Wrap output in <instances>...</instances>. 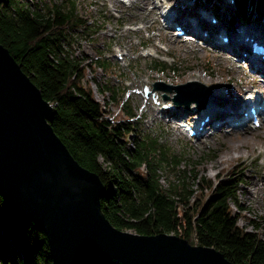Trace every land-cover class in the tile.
I'll return each mask as SVG.
<instances>
[{
  "label": "trees",
  "instance_id": "16d2710c",
  "mask_svg": "<svg viewBox=\"0 0 264 264\" xmlns=\"http://www.w3.org/2000/svg\"><path fill=\"white\" fill-rule=\"evenodd\" d=\"M85 1L0 0V43L53 106L51 126L71 155L98 174L106 189L101 198L105 217L119 230L174 234L213 247L234 264H264V216L250 219L253 230L238 224L244 216L237 192L241 169L225 176L221 170L216 181L200 174L194 165L198 161L141 131L142 117L121 101L120 86L94 80L121 110L116 119L106 117L84 78L87 71L105 72L114 63L102 51L94 58L77 56L72 45L79 33L104 28L112 16L103 9L90 12ZM249 1L254 0H237L238 8L245 10ZM151 66L176 73V65L167 67L157 59ZM203 66L207 75L215 74L210 62ZM183 162L186 167L179 168ZM8 256L14 257L13 264H51L42 229L10 217L0 193V264Z\"/></svg>",
  "mask_w": 264,
  "mask_h": 264
},
{
  "label": "rangeland",
  "instance_id": "374dc122",
  "mask_svg": "<svg viewBox=\"0 0 264 264\" xmlns=\"http://www.w3.org/2000/svg\"><path fill=\"white\" fill-rule=\"evenodd\" d=\"M154 1L128 0L125 3L120 0L85 1L90 7V12L94 8L103 9L112 18L104 28L90 34L79 33L72 45V52L77 56L86 55L94 58L99 51H102L114 66L105 72L100 68H96L95 72L87 71L84 80L90 83L95 98L102 103L106 109V117L110 120L116 119L121 110L119 106L111 103L109 91L100 90L94 80L107 83L109 86H120L123 89L120 95L121 101H127L132 112L142 117L139 124L141 131L156 134L160 137V141L167 142L173 150L183 153L192 161H198L194 164L196 169L212 181H216L221 170L225 171L221 174L225 176L230 170L235 172V167L241 169L242 181L238 185L237 192L245 217H240L238 224L247 230H253L250 219L258 221L264 216V120L261 127H247L244 130H231L223 126L211 131L208 127L204 135L190 139L177 122H166L167 117L161 112L180 116L186 111L188 114L192 112L190 110L196 111V103H190L189 109L183 104L177 107L173 101L174 90L169 91L164 86L158 85L152 92V87L157 82L173 85L196 80L209 88L211 94L206 93V100L212 99L215 90H221L228 100L238 99L239 103L236 105L243 108L246 102L244 96L256 97L258 92L264 90L262 82L264 77H260L261 74L254 71L253 75H249L252 70L243 61L238 62L235 56L229 55L230 49L212 48L201 43L206 40L201 30L207 29L213 41L218 39L220 41L222 35L216 38L220 27H227L236 33L241 23L250 22L258 27H254L253 31L260 30L259 33L262 34L264 0H254L252 5L249 1L245 10L238 9L235 13L225 14L221 12V6H228V0H165V4L158 9L154 6L157 4ZM197 5L204 6L207 10L215 9L219 14L215 13V15L222 17V26L219 29L213 26L212 29L209 20L202 19V23H199L202 24V29L197 32L198 37L194 40H190L188 36L176 37L173 27H164L163 13L170 8L176 14L174 15L176 23H183L182 16L186 18L187 14L201 19ZM189 19L190 21L186 23L194 28L191 17ZM233 20L236 22L233 23ZM117 49L122 51L123 60L116 59ZM236 56L239 57L241 54ZM154 59L163 62L167 67L176 65V73L153 68L151 62ZM205 62H210L212 70L215 71L212 76L206 74L203 66ZM219 68L223 70L220 72ZM199 74L202 75L200 80L195 79ZM145 89L148 90V95L145 94ZM202 94L204 95L205 91H202ZM213 122L215 123V120ZM130 141L131 139L129 143ZM203 156L206 158H201ZM185 167V162L179 166V168ZM162 183L166 185L167 182L162 179ZM234 211L238 210L234 209ZM10 248L13 252L18 249L15 244ZM13 259V256H8L5 264H13Z\"/></svg>",
  "mask_w": 264,
  "mask_h": 264
},
{
  "label": "water",
  "instance_id": "95a60500",
  "mask_svg": "<svg viewBox=\"0 0 264 264\" xmlns=\"http://www.w3.org/2000/svg\"><path fill=\"white\" fill-rule=\"evenodd\" d=\"M158 85L174 90L175 104L186 107L202 106L210 92L197 81L157 82L152 91ZM53 115L0 43V193L10 217L42 229L51 264H234L215 248L174 234L115 228L101 208L104 184L71 155L51 126Z\"/></svg>",
  "mask_w": 264,
  "mask_h": 264
},
{
  "label": "bare ground",
  "instance_id": "6f19581e",
  "mask_svg": "<svg viewBox=\"0 0 264 264\" xmlns=\"http://www.w3.org/2000/svg\"><path fill=\"white\" fill-rule=\"evenodd\" d=\"M155 2L157 4H155L154 6L158 9V8L162 7L166 1H154V3ZM197 9H199V16L201 19L187 14L188 16L186 18L184 16H182V20L184 21L183 23H177L182 28V30H184L187 33L188 36L193 38V40L197 39V37H198L197 32L200 29H202L201 28L202 24H199V23L200 22L202 23L203 20H205V21L207 19L209 20L211 17L214 16V12L210 8H209V10H207L204 8V6L198 5ZM174 15H176V14H174V12L172 11L171 8L167 9L163 13V20H164V22H166V25L168 28H170V25L173 24L172 22H175L174 21L175 20ZM190 17H191V22L194 24V28L189 23H186V21H188V22L190 21V19H189ZM184 23L188 27H186V25ZM250 25H253V24H251L250 22L241 23L239 25L238 32H236V33L231 31L230 29H228V31H227L228 42L227 43H222V42H219L218 40L213 41L211 39L210 31H208L207 29H203L201 31L204 32V30H206L207 34L203 35V33H202L203 37H205L206 40H203L201 43H204V44H206L212 48L216 47L218 49H224V48L230 49L229 55L235 56L238 61L243 60V59H247L249 56H252L254 60L259 61V62H264L261 60L260 55L252 54L251 52H248L246 57L236 56V53L239 50L250 49V46H251L250 40H252L253 42H259L260 30H259V32H254L253 31L254 27L256 28L257 26H255V25L250 26ZM220 26H222V21L219 24H217L218 29ZM223 28H224V26L220 27L219 31H221ZM215 53H219V52H215ZM249 68L252 70L251 71L252 73H250L249 75H253L254 72H258L262 76H264V73L262 71H260L257 67H253V66L249 65ZM201 76H200V74L196 75L195 79L200 80ZM260 93L264 94V90L260 91ZM210 94H211V92H210ZM243 99H246L245 106H249L250 104L253 105V103H255L256 101L259 102L258 95L256 97H253L250 95L248 97L244 96ZM238 103H239L238 99L228 100L227 98H225V93H223L221 90H215L212 94V99H210V101L207 100L204 106L198 108L199 114H202V115H200L199 118H196V115L191 116V117H189L188 123L187 122L186 123L188 126L198 127V125H200L201 122H204V124L202 126V130L200 131L199 135H204L207 132V131H205V126H211L212 131H215V130L223 127V126H227L231 130H236V129L244 130L247 127L253 128L250 125V118H246L245 121H242L241 117H242L243 108H242V106L238 107L236 105ZM161 113H162V115H164L166 117L167 113H163V112H161ZM183 114H181L180 116L183 117L184 116ZM167 117H170L171 119L177 120L179 116L175 115V114L174 115L167 114ZM180 119L181 118H179L178 120H180ZM196 119H199L200 122H198V120H196ZM214 120H215V123L213 122ZM237 121H239L238 125L235 124V122H237ZM260 122H263L262 117H260ZM261 126H262V124L259 125V127H261Z\"/></svg>",
  "mask_w": 264,
  "mask_h": 264
}]
</instances>
